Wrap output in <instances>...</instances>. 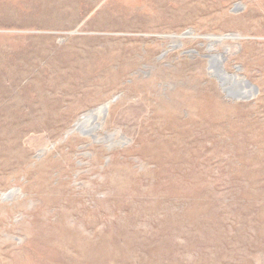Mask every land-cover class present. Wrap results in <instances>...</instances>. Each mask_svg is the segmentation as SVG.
Masks as SVG:
<instances>
[{
  "label": "rangeland",
  "instance_id": "obj_1",
  "mask_svg": "<svg viewBox=\"0 0 264 264\" xmlns=\"http://www.w3.org/2000/svg\"><path fill=\"white\" fill-rule=\"evenodd\" d=\"M0 264H264V0H0Z\"/></svg>",
  "mask_w": 264,
  "mask_h": 264
},
{
  "label": "water",
  "instance_id": "obj_2",
  "mask_svg": "<svg viewBox=\"0 0 264 264\" xmlns=\"http://www.w3.org/2000/svg\"><path fill=\"white\" fill-rule=\"evenodd\" d=\"M191 32L187 31L182 36L189 35ZM182 36L176 37L171 36L172 38H180ZM226 37H220L213 39L212 37H206V40L213 39L212 41H218ZM223 57L213 56L209 59L208 70L212 77L216 78L219 83V86L222 92L225 94L226 98L235 101L246 100L248 96L244 93L245 89L255 91V87L252 86L249 82H247L243 78H238L236 75L227 74L222 67ZM110 104L107 103L97 109H93L83 114L82 117L72 126V128L68 131V133L77 132L82 135H87L93 132L96 128L94 126V121L98 114L100 113L103 117L107 113V107ZM10 192L9 194H11Z\"/></svg>",
  "mask_w": 264,
  "mask_h": 264
},
{
  "label": "bare ground",
  "instance_id": "obj_3",
  "mask_svg": "<svg viewBox=\"0 0 264 264\" xmlns=\"http://www.w3.org/2000/svg\"><path fill=\"white\" fill-rule=\"evenodd\" d=\"M213 39H215V38H213ZM213 39H210V40H208V41H212Z\"/></svg>",
  "mask_w": 264,
  "mask_h": 264
}]
</instances>
